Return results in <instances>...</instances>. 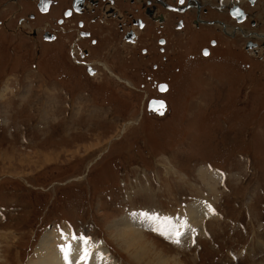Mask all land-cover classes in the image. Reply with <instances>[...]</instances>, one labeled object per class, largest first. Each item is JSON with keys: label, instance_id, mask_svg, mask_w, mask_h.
Here are the masks:
<instances>
[{"label": "rangeland", "instance_id": "obj_1", "mask_svg": "<svg viewBox=\"0 0 264 264\" xmlns=\"http://www.w3.org/2000/svg\"><path fill=\"white\" fill-rule=\"evenodd\" d=\"M142 8L139 1L128 13L142 16ZM205 10L209 8L201 17L208 15ZM211 10L208 20L225 21ZM195 14L185 18L187 32H169L165 64L172 91L164 95L169 112L163 118L144 109L146 98L155 94L146 77L161 79L149 68L152 60L137 56L141 47L157 53L149 37L134 49L121 35L120 53L107 50L105 59H99L117 68L129 85L101 75L97 94L88 84L85 96L90 100L79 106L55 96L46 73L55 63L71 74L63 56L46 66L40 52L36 64L46 72L21 79L11 71L15 55L8 57L3 46L8 40L0 37L6 55L0 56V264L34 262L43 234L62 228L100 243L110 264H145L116 241L114 226L120 219L132 212H158L164 221L179 223L189 207L206 206L201 201L211 203L217 217L207 219L194 239L179 238L177 243L140 231L148 249L145 260L264 264L262 55L250 57L244 41L231 43L216 29H195ZM110 26L103 28L107 36ZM218 37L219 49L211 48V57L202 58L200 49ZM129 57L141 59L137 80L125 77L132 71L125 65ZM71 110L78 114L75 119ZM200 171L207 177L212 172L223 175L203 180Z\"/></svg>", "mask_w": 264, "mask_h": 264}, {"label": "flooded vegetation", "instance_id": "obj_2", "mask_svg": "<svg viewBox=\"0 0 264 264\" xmlns=\"http://www.w3.org/2000/svg\"><path fill=\"white\" fill-rule=\"evenodd\" d=\"M63 1L64 4L61 5L60 0H0V37L8 40L3 44L5 51L8 57L16 56L11 62V71L13 70L12 72L16 75L20 74L21 79L30 77V75L33 78L40 77L46 72L40 71L39 65L36 64L37 55L40 52L39 56L44 60L46 66L57 56H63L62 59H66L65 65L71 74L58 70L55 63L46 73L49 74L54 95L63 101L65 98L71 105L74 103L77 106L83 105L85 101L90 100L85 96V91L89 90L88 84L90 83H92L97 94L100 81H102L101 75L109 74L116 80L129 85L124 77L117 75L119 73L116 72L117 68L107 67L99 59V57L105 59L107 50L109 52L115 51V55L116 52L120 53L118 50L120 45H117V40L119 41L121 35V41L133 46L134 49L141 45L143 39L147 40L148 37L157 49L155 55L146 47H141L137 53V56H142L146 61L152 60L149 68L152 72L157 71L156 77H161L157 80L150 76L146 77L145 80L150 82L151 89L154 90L155 94L146 98L144 108L146 109L151 100L167 101V96L164 95L172 91L171 83L166 81L170 75L167 64H165L170 56L169 41L171 39H169V32L172 28L179 31L180 35L187 32L185 18H188L187 15L192 14L193 11L196 13V17L191 23L195 29L202 27L206 28L205 31H209V28L216 29L226 34L229 38L227 41L231 43L237 44L241 40L246 44L250 41L252 44L249 47L245 46L247 54L258 59L261 57L258 54H261L264 67V47L260 46L264 45V27H262L264 0H253L252 8L245 3V0H241L240 4L245 5L247 12V18L244 21L230 18L227 15L229 9L223 3L221 10L217 11L219 6L217 0L196 1L194 4L197 7L194 9L190 8L192 5L190 2L181 7L175 0ZM139 1L143 4L142 16L134 17L128 13V8L133 10ZM121 5L124 10L121 9ZM205 7L209 8V10H205L209 13L201 17ZM211 9L225 21L211 20V22L208 20L209 14L212 13L210 12ZM120 13H127V16ZM111 21H115L116 25H111ZM107 26H110L111 29L108 36L106 33L108 30L103 29ZM218 39L219 42L216 39H209V48L202 47L200 55L204 49L208 48L209 57H211L213 49H210V46L214 49L218 48L221 38L218 37ZM107 41H109V45L104 44ZM35 47L37 51L33 52ZM44 47L48 48V53L43 54ZM232 47L234 48V46ZM20 55L22 56L20 57ZM0 56L6 57L2 50H0ZM138 60L141 59L129 57L125 60L126 67L132 69L128 72L129 74L125 75L130 80H137L141 75L142 69H138ZM153 60H159L160 63L153 62ZM16 61L19 66H14ZM6 69L10 71L8 68ZM160 85L167 86L163 93H160ZM140 86L143 88L145 85ZM101 101L102 98H98L97 102L100 103ZM93 103L96 104L94 101ZM75 115L71 110L70 117L75 119ZM133 151L135 152V150Z\"/></svg>", "mask_w": 264, "mask_h": 264}, {"label": "bare ground", "instance_id": "obj_3", "mask_svg": "<svg viewBox=\"0 0 264 264\" xmlns=\"http://www.w3.org/2000/svg\"><path fill=\"white\" fill-rule=\"evenodd\" d=\"M245 3L252 8L253 2L249 4L247 0H245ZM262 27H264V19L262 20ZM45 159L47 160L48 158ZM199 175L203 180L208 177L210 180L221 177L222 173L212 172L207 177L203 171H200ZM201 202L207 207L202 206L197 208L196 205L189 207L188 215L186 217H181L179 223L164 221L161 217H158L160 216L158 212H132L127 214L120 219L117 225H113L116 229V234L114 233L116 241L120 242L123 250L129 253L136 261L149 264L148 261L145 260V253L148 252V249L145 247L146 241L143 239L144 235H142L141 232L147 230L175 240L186 237L192 239L196 236L195 233L197 231L201 232V230H203L207 219L217 217V214L210 205L211 203L209 204L206 201ZM213 213H215L216 216H214ZM68 230L62 228L44 233L35 250L36 260L28 264L109 263L108 257L106 256L107 253H103L100 243L92 240L88 241L85 237L72 236ZM163 264H165V262Z\"/></svg>", "mask_w": 264, "mask_h": 264}, {"label": "snow or ice", "instance_id": "obj_4", "mask_svg": "<svg viewBox=\"0 0 264 264\" xmlns=\"http://www.w3.org/2000/svg\"><path fill=\"white\" fill-rule=\"evenodd\" d=\"M240 15H241V13L239 11H237L236 13H234V16H236V17H239ZM205 55H208V53L205 52ZM164 88H165V86H161V90H164ZM176 242L179 243V240L177 239Z\"/></svg>", "mask_w": 264, "mask_h": 264}, {"label": "water", "instance_id": "obj_5", "mask_svg": "<svg viewBox=\"0 0 264 264\" xmlns=\"http://www.w3.org/2000/svg\"><path fill=\"white\" fill-rule=\"evenodd\" d=\"M234 13H236V12H231V15L234 16ZM235 17H236V16H235Z\"/></svg>", "mask_w": 264, "mask_h": 264}]
</instances>
